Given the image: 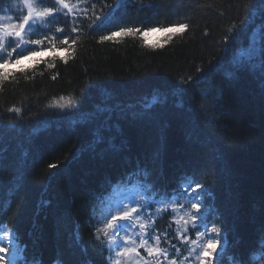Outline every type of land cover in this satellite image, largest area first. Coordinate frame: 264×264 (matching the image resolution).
<instances>
[{
    "label": "trees",
    "instance_id": "16d2710c",
    "mask_svg": "<svg viewBox=\"0 0 264 264\" xmlns=\"http://www.w3.org/2000/svg\"><path fill=\"white\" fill-rule=\"evenodd\" d=\"M91 4L96 15L111 16L97 21L101 27L93 31L88 25L94 17L78 15L74 52H44L11 65L13 75L0 85V222L16 229L27 259L109 264L107 244L96 242L93 221L100 212L103 217L105 196L114 187L141 183L146 190L183 191L167 173L172 167L181 177L188 175L183 184L206 185L202 210L207 213L204 208L210 207L208 216L227 241L222 264H230L235 254L247 255L264 235V80L258 69L233 78L226 74L242 53L258 62L264 0H90L89 8ZM21 9L20 0H0V17L15 20ZM70 24L71 18L66 25L59 17L44 31L52 36L56 27H64L68 33ZM179 24L187 28L166 32L157 42L140 33L99 39L120 27L143 33ZM233 25L238 32L230 31ZM39 35L36 31L34 39ZM76 37L71 34L69 40ZM62 38L57 34L54 40L58 49ZM60 56L71 58L64 63ZM37 60L54 61L56 67L48 69ZM188 77L204 79L199 95L180 83ZM61 96L74 99L76 107H55L53 101ZM151 99V122L134 118L141 101ZM209 102L206 111L200 107ZM12 107L21 112H9ZM121 109L127 119H118ZM76 119L84 122L74 123ZM95 132H100L97 141ZM137 165L146 172L139 181L117 180ZM252 261L261 264V253H253Z\"/></svg>",
    "mask_w": 264,
    "mask_h": 264
},
{
    "label": "snow or ice",
    "instance_id": "6c2138e0",
    "mask_svg": "<svg viewBox=\"0 0 264 264\" xmlns=\"http://www.w3.org/2000/svg\"><path fill=\"white\" fill-rule=\"evenodd\" d=\"M89 4L90 0H77L76 3H71L70 0H22L23 7L15 22H11L13 17L8 16L6 19L10 22L0 23V85H3L13 75L8 70L11 65H21L23 60L42 56L44 52L69 53L70 49L74 52L72 46L77 44L80 32L76 26L78 15L94 17L88 25L93 31L101 27L97 21L103 23L111 16V13L96 15V5L91 4L89 8ZM103 7L109 6L104 4ZM59 17L65 19L66 25L71 18L70 32L66 33L64 27H56L55 34L49 36L44 30L48 29L49 25L56 22ZM3 19L5 17H0V20ZM186 28V24H179L164 28L163 31L175 34L183 32ZM259 28L262 38L258 62L252 56H245L242 53L239 59L234 60L232 70L226 74L229 78L238 76L241 72L252 73L258 69L261 79L264 80V24ZM233 30L239 31L235 25L233 29H230V31ZM36 31L40 32L39 37L30 38ZM154 31H161V29L148 28L147 31L141 33L139 28L120 27L119 31H111L107 35H101L99 39L101 42L113 41L118 36L135 37L138 33L147 36L148 32ZM74 33L77 37L70 41L69 37ZM57 34L63 37L59 40L63 46L60 49L54 43ZM167 39L171 40L172 36H168ZM228 39L226 36L225 40ZM46 43L47 46H45ZM232 43L236 41L233 39ZM154 47H163V45H154ZM70 58V56L59 57L64 63H67ZM40 63L46 64L48 69L56 67L54 61H36V64ZM28 70H31V66ZM17 71L25 73L26 69L19 67ZM51 78L55 80L57 77L53 75ZM210 78L211 76L205 77V79ZM180 83L196 88V95H199L198 85L204 83V79L192 81V78L188 77L187 79L182 78ZM180 91L186 94L188 89L183 88ZM196 95L190 96L189 99L195 100ZM157 103L163 105L165 101L157 100ZM53 105L61 111L72 110L76 107V101L61 96L58 101H53ZM153 107L154 105L141 101V111L133 113V117L151 122ZM200 107L207 110L205 104H201ZM8 111L19 114L21 109L12 107ZM118 119H127L123 109ZM50 167H55V165H50ZM141 175H146V172L137 165V168L121 182L132 184L139 181ZM181 187L183 191L176 189L172 194L154 188L142 192L141 189L145 188V185L141 183L130 190L135 195L122 196L119 202L102 217V226L96 228L95 239L100 242L101 247L104 246V241H107L109 255L106 259L109 264H213V258L214 264H222L225 249L221 247L220 251H217V246H222L225 241L222 229L202 210L205 206L203 197L207 191L206 185L200 181L190 180L187 184L182 183ZM188 189L191 190L188 191ZM185 202L190 204V207H186ZM41 203L47 202L42 201ZM153 205L156 207L154 211H151ZM165 216H171V219L166 227L161 228L159 222ZM173 224L175 229H173ZM191 233L195 234V238H192ZM18 235L15 228L9 230L3 222H0V253H4L13 246L19 249ZM101 236L104 240H101ZM23 252H26V248ZM23 252L19 257L20 264H43V261L36 257L31 260L27 259ZM255 252L261 253V264H264V235L258 238L256 246L250 249L247 255L235 254L230 257V264H253L252 254ZM4 260L5 256L0 255V262ZM8 261L9 264H17V253L12 252ZM56 264H62V262L57 261Z\"/></svg>",
    "mask_w": 264,
    "mask_h": 264
},
{
    "label": "rangeland",
    "instance_id": "374dc122",
    "mask_svg": "<svg viewBox=\"0 0 264 264\" xmlns=\"http://www.w3.org/2000/svg\"><path fill=\"white\" fill-rule=\"evenodd\" d=\"M166 34V32L165 31H154V32H148V34H147V36H145V38L147 39V41H149V42H157V40L159 41L162 37H163V35H165ZM231 39V38H230ZM230 39H228L227 40V42H229V40ZM223 54V53H222ZM174 92H172V94H173ZM67 98H69V97H67ZM58 101V100H57ZM154 101V99L152 100H149L148 102H144V103H152ZM61 103L63 102V101H60ZM101 111H100V109H98V113H100ZM102 114H104L105 115V112H104V109H102ZM176 125H178L179 126V124H177L176 123ZM99 133L100 132H97V135L95 136V140L94 141H97L98 140V137L100 138V135H99ZM140 144H138L137 142L135 143V148L137 149V150H139L140 149ZM125 162H126V159L124 158L123 159ZM177 166V165H176ZM169 168V171H167V173H169V175L170 176H172V178L175 180V181H177V185H181L182 183H183V181H184V179L183 178H186V177H188V175H182L183 177H181V175H178L179 173L176 171V169H174V168H172V167H168ZM123 175V174H122ZM128 177V175L127 176H125V175H123L121 178H119V179H117V180H125L126 178ZM157 187V186H156ZM211 197V195H209V198ZM210 207H205L204 209L207 211V214H208V209H209ZM108 211H109V209H108ZM209 214H211V213H209ZM95 218V220H93V221H95L94 222V226H95V229L94 230H96V228L97 227H100V224H99V222H100V220H102V217H100V216H95L94 217ZM97 225V226H96ZM95 233V232H94ZM104 239V238H103ZM96 240V239H95ZM96 242L97 243H99L100 244V242H98L97 240H96ZM106 242V244H107V241H105ZM106 248H107V246H106ZM16 250H17V248L15 247V246H13L12 248H10V249H8V250H6L4 253H0V255H4L5 256V260L3 261V262H0V264H8V257H7V254H12V252H16ZM108 250V249H107Z\"/></svg>",
    "mask_w": 264,
    "mask_h": 264
},
{
    "label": "bare ground",
    "instance_id": "6f19581e",
    "mask_svg": "<svg viewBox=\"0 0 264 264\" xmlns=\"http://www.w3.org/2000/svg\"><path fill=\"white\" fill-rule=\"evenodd\" d=\"M251 47H252V45H251ZM251 47H250V49H251ZM254 50V49H253ZM239 58V57H238ZM232 59V58H231ZM233 60V59H232ZM236 60V59H235ZM233 63V62H232ZM176 92V91H175ZM174 92V93H175ZM176 94V93H175ZM207 106V108H209L210 106H211V102H209V105H206ZM100 107V106H99ZM107 107V106H106ZM140 107V106H139ZM104 108V107H103ZM141 108V107H140ZM105 110V109H104ZM77 122H84V120H78V119H76V122H74V123H77ZM97 135V132H95L94 133V136H96Z\"/></svg>",
    "mask_w": 264,
    "mask_h": 264
}]
</instances>
